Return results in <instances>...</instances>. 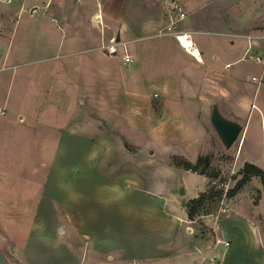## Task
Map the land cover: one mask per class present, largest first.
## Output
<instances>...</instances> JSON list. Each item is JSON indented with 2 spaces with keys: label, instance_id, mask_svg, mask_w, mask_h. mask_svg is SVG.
I'll return each instance as SVG.
<instances>
[{
  "label": "rangeland",
  "instance_id": "obj_1",
  "mask_svg": "<svg viewBox=\"0 0 264 264\" xmlns=\"http://www.w3.org/2000/svg\"><path fill=\"white\" fill-rule=\"evenodd\" d=\"M124 1L0 0V105L7 107L0 115V251L10 264H81L83 255H120L110 234L117 222L134 231L131 237L163 222L210 236L216 217L224 230L236 229L225 219L229 208L221 211L235 196L212 198L194 220L187 201L209 186L234 187L246 161L264 169V62L255 58L264 60V52L249 46L252 38L233 37L242 58L225 71L241 70L244 103L238 104L231 89L224 97L219 87L205 88L197 77L204 65L159 31L140 40L126 36L138 57L125 64L123 48L116 55L98 48L112 38L124 40ZM205 6L197 14L205 29L264 35V0ZM182 27H196L191 16L179 22ZM192 36L196 45L203 37ZM219 38L232 46V37ZM214 103L243 125L229 148L211 122ZM63 128L80 135H64L55 152ZM89 145L95 154L87 152ZM186 161L195 166L186 169ZM238 193L246 213L235 216L241 246L256 234L248 214L256 216L264 237V187L253 177ZM257 254L245 253V264H257L248 260Z\"/></svg>",
  "mask_w": 264,
  "mask_h": 264
},
{
  "label": "crops",
  "instance_id": "obj_2",
  "mask_svg": "<svg viewBox=\"0 0 264 264\" xmlns=\"http://www.w3.org/2000/svg\"><path fill=\"white\" fill-rule=\"evenodd\" d=\"M116 2L122 0H115ZM205 2L198 5H189L187 0H179L181 6L184 10V5H189L193 9L186 13L187 15L192 17V23L196 27L192 28H183L184 31L190 32L191 35L194 33L202 34L203 37L198 39L197 49L200 52V56H197L196 60L200 64L204 65L205 73L204 75L197 76L201 81H203V86L205 88L211 87H219L221 88V93L224 97L229 95V89H231L232 96H235V99L232 101L235 103H244V91L240 90V86H242V77L241 70L237 68L236 70H232L231 72L225 71V69L232 62H237L242 58V51H239V48L235 46L236 38L233 37H248L252 38L253 41H249V46H254L257 49H260L264 52V35L263 34H245L243 32H235L234 30H230L227 28L218 27L216 29H205L199 26L198 21V11L203 8V5L207 7L212 3L213 0H204ZM209 1L208 4L206 2ZM184 2V3H181ZM186 3V4H185ZM149 10V14L147 10ZM125 20L123 30V38L126 39V36H131L127 41L132 40H140L145 37H151V33L154 35L158 34V31L162 28L168 26L172 23L174 19H178V12L174 9V0H125L123 7ZM185 12V10H184ZM117 13V12H116ZM185 18L179 20V22L183 21ZM177 23V26L179 25ZM206 26V25H205ZM138 34H143V36H139ZM137 35V36H135ZM146 35V36H145ZM153 35V36H154ZM160 35V34H159ZM208 35V36H207ZM215 35V37H214ZM160 36H167V38L174 39L173 41H177L181 48H184L176 37L173 34H165ZM219 36H230L231 47H228L227 44L223 45L225 40L220 39ZM193 37V36H192ZM218 37V38H217ZM188 48V47H187ZM189 49V48H188ZM193 52L191 49H189ZM138 54V53H137ZM137 54H133L135 61L138 57ZM192 55V54H190ZM193 56V55H192ZM194 57V56H193ZM195 58V57H194ZM225 62L223 66L222 63ZM225 71V72H224ZM253 78V77H252ZM216 82L214 83V81ZM226 93V94H225ZM213 102L214 100L211 99ZM255 104V103H254ZM0 107H7L5 105H0ZM221 109V107H219ZM221 111V110H220ZM18 113V112H17ZM7 114V111H6ZM5 114V115H6ZM20 124H24L26 120L25 114H20L18 116ZM13 121V118H12ZM5 124V122H4ZM3 123H0L2 127ZM72 133L71 135H78V132H70L67 130L61 129L57 134L56 139V147L55 152L59 151L63 144V136L66 134ZM80 135V134H79ZM84 134H81L83 136ZM86 136V135H85ZM85 138V137H82ZM86 139V138H85ZM96 144V143H93ZM102 144L100 139L96 145L99 146ZM91 146V148H90ZM93 145H89V149L87 152L95 154L92 149ZM90 153L88 155H90ZM53 158V157H52ZM54 160V161H53ZM56 158L52 159L49 167V173L45 180V192L47 193V189L49 187V177L52 172V168ZM128 186H126L127 188ZM125 189V188H124ZM144 189V188H143ZM125 191V190H124ZM146 193H150L147 189L143 190ZM143 193V192H142ZM198 194L192 197H196ZM239 193L235 196L230 203V207L228 212H225V219H230L232 221V225L237 229L239 226L235 221V216H239L244 218L241 214L245 213L244 208L242 209L241 204L236 200L238 199ZM151 197V196H150ZM191 198V197H189ZM149 199V197H148ZM147 199V200H148ZM118 200V199H117ZM257 205H255L256 207ZM256 210H253L254 213ZM241 212V213H240ZM246 214V213H245ZM223 215V216H224ZM250 218V223L253 224L255 229V236L253 234L252 238H248L244 240V242L239 246V241L237 244L235 243L238 238L237 230L230 228L229 230H224L218 223L219 217H216L213 221V227L216 234H211L210 236L207 234H200L199 236L196 234L193 227L185 226L183 227L181 224H173L171 226H166L163 223H154L147 224L143 228H141V235H133L134 231L128 230L125 226L123 227L121 224H111L114 226V229L110 234L115 237L116 242H118L117 247H119L120 255L116 253L107 254L106 259L99 260H88L86 256H82L80 260H77V263L81 264H245L246 256L245 253H258L256 255V259L253 257H248V260L258 261L264 264V237L262 235V231L260 229L259 223L256 221V216L248 214ZM96 223H101L97 222ZM96 223H85L86 224H96ZM259 226V227H258ZM212 227V226H211ZM121 229H124L122 232ZM183 231V232H182ZM124 235V238L122 236ZM257 236V237H256ZM106 241L105 239H103ZM237 245V248L235 246ZM129 247L137 248L134 251H129ZM121 248H126L122 253ZM131 253V254H128ZM263 253V254H262ZM62 259L64 261H68L70 256H64Z\"/></svg>",
  "mask_w": 264,
  "mask_h": 264
},
{
  "label": "trees",
  "instance_id": "obj_3",
  "mask_svg": "<svg viewBox=\"0 0 264 264\" xmlns=\"http://www.w3.org/2000/svg\"><path fill=\"white\" fill-rule=\"evenodd\" d=\"M190 162H185L186 169L193 168ZM241 177L237 180L234 187L225 190L223 187L217 188V186H209L205 191L201 192L197 197L191 198L187 201V213L190 219L194 220L196 215L201 212L205 204L212 198L214 200H221L225 197L233 198L247 183L251 181L253 177H258L264 187V169L259 165L246 161L239 171Z\"/></svg>",
  "mask_w": 264,
  "mask_h": 264
},
{
  "label": "built area",
  "instance_id": "obj_4",
  "mask_svg": "<svg viewBox=\"0 0 264 264\" xmlns=\"http://www.w3.org/2000/svg\"><path fill=\"white\" fill-rule=\"evenodd\" d=\"M174 9L178 12V19H174L171 24H169L168 26H166V27L162 28L161 30H159V34L160 35H165V34H168V33L173 34L176 37V39L179 41V43L184 47V49L188 53L192 54L195 58H197V56H195V54L193 52H191L187 48V46H185L181 42V37L182 36H187L188 39L191 42H193V45L196 46V43L193 40V37H192L190 32L177 29V23L179 22V20L185 18V16H186V13L184 12L183 7L181 6L179 0H174ZM127 44H128V42L125 41V40H117L116 38H112L109 42L103 43L98 48L103 50L108 55H116L123 48L125 50V52H124V54L122 56V61L125 64H130V63H133L135 61V58H134L133 54L129 52V50L127 48ZM255 58L259 62H264V60H263V58L261 56H256ZM252 79L257 80V77L254 76ZM6 111H7V109L5 107H0V115H5ZM262 125L264 126V120H262ZM225 198L226 197L224 196L223 200H225ZM221 211L222 212L228 211V207L222 206L221 207Z\"/></svg>",
  "mask_w": 264,
  "mask_h": 264
},
{
  "label": "water",
  "instance_id": "obj_5",
  "mask_svg": "<svg viewBox=\"0 0 264 264\" xmlns=\"http://www.w3.org/2000/svg\"><path fill=\"white\" fill-rule=\"evenodd\" d=\"M210 119L223 144L228 148L231 147L239 137L243 125L239 121L224 116L216 103L213 105ZM182 193L184 194L185 191L182 190ZM60 230H62V227ZM0 264H10L8 258L1 251Z\"/></svg>",
  "mask_w": 264,
  "mask_h": 264
},
{
  "label": "bare ground",
  "instance_id": "obj_6",
  "mask_svg": "<svg viewBox=\"0 0 264 264\" xmlns=\"http://www.w3.org/2000/svg\"><path fill=\"white\" fill-rule=\"evenodd\" d=\"M181 42L187 46L189 49L193 51L194 54H196L198 57L200 56L199 50L193 45V42H191L187 36L181 37Z\"/></svg>",
  "mask_w": 264,
  "mask_h": 264
}]
</instances>
